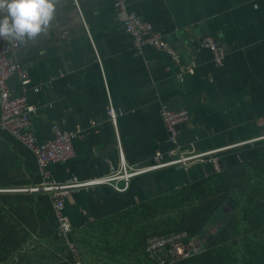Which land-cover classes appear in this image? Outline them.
Returning <instances> with one entry per match:
<instances>
[{
    "label": "crops",
    "instance_id": "obj_1",
    "mask_svg": "<svg viewBox=\"0 0 264 264\" xmlns=\"http://www.w3.org/2000/svg\"><path fill=\"white\" fill-rule=\"evenodd\" d=\"M127 4L180 54L191 72L181 80L179 65L167 54L148 47L138 52L113 0H59L48 33L20 43L10 56L31 81L24 87L15 76L9 85L35 108L39 144L54 138L55 126L79 133L75 157L50 167V178L64 183L74 176L87 180L106 175L120 164V145L129 164H153L158 151L172 149L161 118L165 107L190 114V122L180 127L182 152L230 148L221 156L226 167H233L245 147L264 139V0ZM206 37L227 52L224 66L217 67L213 53L202 47ZM110 101L122 112L117 128L108 116ZM210 170L209 163L176 166L135 179L125 193L106 186L74 193L65 215L73 227L71 238L79 244L78 258L95 264L107 241L115 239L118 215ZM106 224L115 226L103 237ZM40 244L39 258L51 264L52 254L60 253L58 243L45 238Z\"/></svg>",
    "mask_w": 264,
    "mask_h": 264
},
{
    "label": "trees",
    "instance_id": "obj_2",
    "mask_svg": "<svg viewBox=\"0 0 264 264\" xmlns=\"http://www.w3.org/2000/svg\"><path fill=\"white\" fill-rule=\"evenodd\" d=\"M252 157L231 168L222 159L221 173L118 215V224H106L102 231L108 236L115 226L116 239L107 241L105 254L95 264H154L146 251L149 239L183 233L188 234L185 243L197 241V252L174 264H264V153L254 151ZM41 182L33 153L0 132V264H49L39 258L40 239L45 238L57 242L60 250L52 254L51 264L81 262L79 244L71 238L73 227L67 237L61 235L49 195L8 191Z\"/></svg>",
    "mask_w": 264,
    "mask_h": 264
},
{
    "label": "built area",
    "instance_id": "obj_3",
    "mask_svg": "<svg viewBox=\"0 0 264 264\" xmlns=\"http://www.w3.org/2000/svg\"><path fill=\"white\" fill-rule=\"evenodd\" d=\"M113 1L126 33L133 38L136 50L141 53L145 47H148L167 54L176 65H179V78L183 80L184 76L191 72V69L183 64L180 54L163 40L161 34L155 31L151 24L146 23L136 13L131 12L126 0ZM20 46V42L0 40V132L8 133L33 153L42 173L43 182L34 186L8 191L49 195L53 200L54 210L60 223V233L64 237H67L72 229L71 223L65 215V209L67 201L74 193L105 186L118 193H125L130 189L136 178L176 166L187 169L197 163L210 164L211 170L205 174V177L222 172L221 155L230 148L205 153H198L197 151L182 152L178 144L180 127L190 122V114L187 111H171L165 107L161 110V118L168 131L172 149L166 154L158 151L155 154L153 164H129L120 145V164L118 168L113 169L108 174L87 180L74 176L64 183L52 180L48 172L49 168L55 165L67 164L75 157L74 142L79 137V133L63 131L55 126L53 129L54 138L46 143L39 144L33 129L32 119L35 108L30 105L26 96H17L9 85V81L15 76L20 77L24 87L29 86L31 83L21 66L10 58L11 54L18 50ZM202 47L213 53L217 67L225 65L227 52L214 39L205 38ZM35 91L37 92L38 88ZM121 114L122 112L116 109L110 101L108 116L115 128L118 126V119ZM186 238H188L187 233L168 237L155 236L149 239L146 251L151 257L155 258L154 264H174L178 261L187 260L196 255L197 247L194 242L185 243ZM77 264L81 263L78 262Z\"/></svg>",
    "mask_w": 264,
    "mask_h": 264
},
{
    "label": "clouds",
    "instance_id": "obj_4",
    "mask_svg": "<svg viewBox=\"0 0 264 264\" xmlns=\"http://www.w3.org/2000/svg\"><path fill=\"white\" fill-rule=\"evenodd\" d=\"M59 0H0V40L24 43L46 35Z\"/></svg>",
    "mask_w": 264,
    "mask_h": 264
},
{
    "label": "rangeland",
    "instance_id": "obj_5",
    "mask_svg": "<svg viewBox=\"0 0 264 264\" xmlns=\"http://www.w3.org/2000/svg\"><path fill=\"white\" fill-rule=\"evenodd\" d=\"M260 136H264V131L263 130H261V135ZM245 150H246V152H244V155L241 158V161H238L240 163L244 160V158H250V157L253 158L252 156H253L254 151H256V153L258 155L264 153V139H261V141H259L258 143L254 144V145H250V146L245 147ZM247 150H253V151L249 152ZM114 238L116 239V236H114ZM194 243H195L196 247H198L197 246V241H195ZM70 248H72L71 250H73V246H71ZM73 251L75 252V250H73Z\"/></svg>",
    "mask_w": 264,
    "mask_h": 264
},
{
    "label": "bare ground",
    "instance_id": "obj_6",
    "mask_svg": "<svg viewBox=\"0 0 264 264\" xmlns=\"http://www.w3.org/2000/svg\"><path fill=\"white\" fill-rule=\"evenodd\" d=\"M127 1V0H126ZM127 6H128V4H127ZM129 8V7H128ZM140 17V16H139ZM160 34V33H159ZM162 36V35H161ZM163 37V36H162ZM206 38H211V37H206ZM205 39V38H204ZM203 39V40H204ZM213 39V38H212ZM163 40H164V38H163ZM215 40V39H214ZM165 41V40H164ZM216 41V40H215ZM166 42V41H165ZM203 42V41H202ZM167 43V42H166ZM218 43V42H217Z\"/></svg>",
    "mask_w": 264,
    "mask_h": 264
},
{
    "label": "water",
    "instance_id": "obj_7",
    "mask_svg": "<svg viewBox=\"0 0 264 264\" xmlns=\"http://www.w3.org/2000/svg\"><path fill=\"white\" fill-rule=\"evenodd\" d=\"M230 150V149H229ZM178 167H181V166H178ZM183 169V167H181Z\"/></svg>",
    "mask_w": 264,
    "mask_h": 264
}]
</instances>
